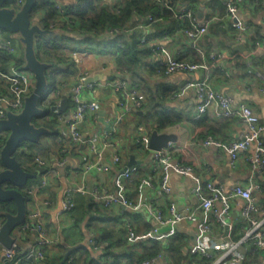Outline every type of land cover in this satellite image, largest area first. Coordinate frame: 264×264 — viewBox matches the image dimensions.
Returning <instances> with one entry per match:
<instances>
[{
	"label": "built area",
	"instance_id": "2783aa9c",
	"mask_svg": "<svg viewBox=\"0 0 264 264\" xmlns=\"http://www.w3.org/2000/svg\"><path fill=\"white\" fill-rule=\"evenodd\" d=\"M105 1L113 2L115 0ZM158 1H164L166 6L171 8L167 0ZM24 3L25 0H14V6L17 9H20ZM224 3L227 8L226 18L230 19L233 27L238 29L239 36L249 37L252 29L239 16L241 0H225ZM55 7L61 12L66 10L59 2L55 3ZM178 13L179 18L189 21L188 27L182 31L183 35L194 41L207 35L211 23L220 19L218 13L212 12L203 19L198 18L197 10L190 3L180 5ZM162 19H156L152 15L147 16L149 23ZM115 33L114 30L110 31L112 35ZM141 41L145 43L147 41L146 37H142ZM257 47L264 49L261 43H257L254 49L257 50ZM0 49L10 55H15L17 51L10 40L0 42ZM153 52L162 53L165 56V61L163 60L162 64L166 68V74L181 72L192 75V78L184 82L180 89L182 91L188 89L195 91L199 100L193 114L196 121H200L206 114L211 117V120L238 118L249 128V132L240 135L237 139L221 141L209 135L201 139V144L205 147L225 150L230 155L234 165L240 159L241 153L253 146V153L247 157V160L255 173L263 175L264 123L248 103L242 102L234 106L233 99L219 92L213 84L215 70L222 55L210 53L209 59L211 62H192L181 60L180 55L173 54L169 49L159 45L154 47ZM81 54V51L78 50L70 52L75 65H82ZM201 54L205 55L203 51H201ZM250 65L254 71L257 70L252 63ZM103 70H107V67H104ZM200 71H203V76L198 79L194 78ZM227 75H230V73L227 72ZM89 78V73L84 70L79 75L76 83H62L61 86L43 96V107H59L61 101L68 97L72 103L71 111L69 110L68 114L61 112L59 109L53 111L59 115L61 120L64 117L68 118L63 134L56 139V144L51 151L53 158H55L52 162H49L47 158L40 154L34 156L33 165H36L38 171H40V180L32 182L31 179L24 188L29 196L27 215L26 220L18 229L20 233L34 232L36 242L33 247L22 252L23 258L17 260L15 258L18 249L17 242L10 248L1 246L0 264H25L23 259L43 261L46 259L47 253L53 257L56 240L48 235L45 215L42 210V205L51 206L53 199L50 197L42 198V196L47 191L50 192L52 179L58 177L59 168L66 164V160L60 159L59 154L62 152L67 153L70 149L85 142L81 127L90 114L93 115L95 120L100 118L102 102L98 98L90 97L88 99L85 96L86 92H90L92 95L97 92V87L89 81ZM35 82L34 74L17 66L14 60L7 68H3L0 63V119L7 118L9 112L17 114L24 109L25 99L33 91ZM108 84L118 94V113L112 119L111 127L106 129L101 147L98 148L92 141V148L88 152L84 151L82 153L81 170L78 172L83 174L84 181L78 185L66 186L63 192V211L71 212L76 208L78 195L87 197L90 203H100L104 208L113 210L120 215L128 209L140 210L142 205L145 204L144 206L151 215L153 226L144 232L138 233L133 226L128 225L126 242L129 246L136 248L142 242L147 246L158 243L164 245L178 234L181 223L187 221L195 226L196 238L192 239L190 237L188 245L185 247L188 259H183L177 264H206L207 260L210 261L209 264H243L248 258L247 254L251 258L260 256L261 259H264V206L258 203L257 196L254 193L255 191L263 193L261 184L257 180H252L247 186L234 184L229 189H225L223 185L204 180L192 166L174 157L173 142H170L168 147L160 150H151L149 145L152 131L145 124L137 126L134 132V144L140 149L152 153L151 173L160 175L159 187L154 183L152 175L145 176L138 184L139 201H132L128 196V181L138 173L139 169L136 165L125 166L117 170L111 187L100 183L96 178L89 179L92 173H102L106 170L108 159L110 160L109 163L115 167L123 162L122 153L118 152L116 138L119 127L128 116L135 115L136 112L141 110L146 102L144 92L137 85L131 84L123 77H117ZM53 101L55 103L50 105ZM2 147L0 145V150ZM111 150L114 151L111 152ZM19 152L20 154L32 153L27 143L22 144ZM172 173L193 180L194 186L191 193L200 202L199 210L187 209L184 211L180 209L177 201L172 197L173 189L169 184ZM157 188L163 194L171 196L167 211L156 205L154 201L143 203L146 190ZM238 200L243 202L240 210L243 223L238 230L239 233L244 231L239 238L234 239L237 230L232 224L231 217ZM215 225H218L223 233L228 230V234L223 235L221 241L210 238ZM89 243L102 252L103 246L100 245L98 236L90 237ZM73 257L68 255L66 259L72 262ZM107 258H110V256L108 255ZM141 264L174 263L165 253L161 252L154 256L144 257Z\"/></svg>",
	"mask_w": 264,
	"mask_h": 264
},
{
	"label": "crops",
	"instance_id": "0c3cea01",
	"mask_svg": "<svg viewBox=\"0 0 264 264\" xmlns=\"http://www.w3.org/2000/svg\"><path fill=\"white\" fill-rule=\"evenodd\" d=\"M62 5H72L76 3V0H58ZM225 1V0H218ZM197 14L198 18L203 19L214 8L212 6V0H198ZM239 16L246 22L251 29H260L264 35V0H241L239 7ZM199 12L203 13V16L199 15ZM224 21L225 18L222 17ZM227 23L232 21L226 18ZM162 22L163 26H166L169 31L164 35L161 34L153 25H140L139 37H146L148 47L154 49L155 46H162L169 49L173 54L180 55L185 58L186 61L198 60L211 62L209 59L210 53L221 54V59L218 62V66L225 67V73L227 75L226 80L222 79L221 75L216 74L213 78V84L215 88L226 94L233 99V105L237 106L242 102L248 103L253 110L264 120V49L258 48L255 50L251 48L249 37L239 36L228 31L226 28L228 24H221L220 29L217 24L210 25L209 32L203 38L194 41L183 35L180 30H172V23L166 21ZM161 28V27H160ZM237 30V29H236ZM228 31V32H227ZM4 40H10L16 47V54L10 58V61H19L23 63L22 68H25V45L21 39L19 33H14L6 30H0V42ZM264 47V42L262 43ZM205 53L201 54V51ZM82 65L73 66L71 74L64 76L59 70L57 73L58 82L65 81L69 84L76 83L79 75L85 70L89 73L90 77L93 78L92 82L97 87V92L92 95L90 92H86V98L95 97L102 102V110L100 111V118L95 120L93 115H89L85 123L81 127L83 134L84 143H81L78 147L70 149L67 153H60L59 158L65 159L66 164L59 168L58 177L52 179L50 184V192L47 191L42 198H52L53 204L49 207L42 205V210L45 215L46 227L48 235L56 240V249L53 252V256H64L62 261H65V256L69 252H76L77 257L81 259V263L84 264L87 250L91 257L96 261L104 259V250L95 249L93 245L89 243V239L92 236L102 235L103 227H111L116 230L119 228L135 225L139 229L140 233L144 232L145 229H150L153 226L151 215L144 206L142 205L140 210H126L134 214L132 218H123L124 222L118 221L115 223L113 216H122L113 210H108L106 214L100 215L99 213L90 214L87 212L86 207L90 204L87 197L78 195L77 206L71 212L63 211V192L68 185H78L84 181L83 174L78 172L81 170V159L82 153L88 152L92 148V141L100 148L102 145V139L105 136V131L112 125V119L118 113V94L108 84L112 81L108 77L114 75L116 72L110 71V67L113 69L112 57L109 54H97L91 51H81ZM262 58V60H261ZM151 63L165 61V56L162 53L153 52L152 57L148 58ZM256 61L258 68L253 72L256 77L250 79L242 77L244 72L237 66L239 62L250 64ZM261 63V64H260ZM107 67V70H103ZM54 71V69H53ZM53 73V72H52ZM54 74V73H53ZM56 74V73H55ZM125 74L123 78L132 82V76L130 73ZM203 71L198 72L194 78H201ZM143 77L148 86L155 92L158 89L161 91L174 90V94L169 97L165 102L162 103L163 107H167L168 110L175 113H182L185 119L177 125L168 127L159 132L174 133L177 135V141L173 142L174 157L181 162L192 166L195 171L200 174L204 180L212 181L215 184H220L229 189L234 184L249 185L252 180H258L264 182V175H258L255 173L247 160V157L253 153V146L247 151H244L240 155V159L237 164H232L230 155L223 149L215 147H205L201 144V139L208 136V123L210 121H216L218 123L224 120H211L209 115H204L200 121H196L193 118L194 110L198 103V97L194 90L188 89L182 91L181 85L192 78V75L188 73H157L154 72L152 75L144 72ZM68 84V83H67ZM55 85V86H56ZM54 86V87H55ZM48 89V88H47ZM52 91L46 90V93ZM72 103L68 111H71ZM140 115L144 114L143 110H140ZM67 117L62 119L63 126L67 122ZM228 131L225 135V141H231L237 139L240 135L249 132V128L238 118H231ZM139 118L136 115L128 116L127 119L119 127L118 134L116 135L118 143V152L122 153L123 162L118 164L116 167L109 163L107 160V168L102 173L95 172L90 175L89 179L96 178L100 183L111 187L113 184V178L117 170L122 167L129 166V164L136 165L138 169L141 168L142 177L145 175H152L154 183L159 187L160 175L158 173H151V167L153 165V156L149 151L148 153H140V151L134 152L132 150L134 145V132L139 125ZM151 131L153 129L151 128ZM52 142V140L50 141ZM136 150V149H135ZM114 150H111L113 152ZM50 151L42 154L50 162L54 160ZM36 170V169H35ZM139 172V171H138ZM137 174V173H136ZM37 175V174H36ZM134 177V175H133ZM133 177L128 181V196L129 198L137 202L138 197V184L134 183ZM88 179V180H89ZM142 179V178H141ZM40 176H36L32 179V182H38ZM169 184L173 189L174 199L177 201L180 209L186 211L187 209L199 210L200 202L193 196L191 190L194 186V182L191 178L182 176L176 173H172L170 176ZM264 190V186H263ZM171 196L165 195L159 188L147 189L143 203H154L161 206L164 211H167ZM258 203L264 206V191L257 197ZM41 202V201H40ZM243 205L241 200H238V204L235 205L231 221L235 230H237L234 239L239 238L243 231L239 233L242 226V220L240 217V210ZM215 223V222H214ZM134 227V229H135ZM136 230V229H135ZM180 230L187 232L192 239L196 238L195 226L187 221H183L180 225ZM115 237L117 233H112ZM224 233L220 230L218 225L214 226V232L210 238L215 241H221ZM13 236L16 238V242L21 244L24 249L31 248L36 242V235L34 232L20 233L17 228ZM3 246L0 241V247ZM70 254V253H69ZM43 264V263H39Z\"/></svg>",
	"mask_w": 264,
	"mask_h": 264
},
{
	"label": "trees",
	"instance_id": "16d2710c",
	"mask_svg": "<svg viewBox=\"0 0 264 264\" xmlns=\"http://www.w3.org/2000/svg\"><path fill=\"white\" fill-rule=\"evenodd\" d=\"M171 8H168L164 1L158 0H115L113 2H106L105 0H76V3L72 5H63L66 9L61 12L55 7V3L58 0H38L32 13L31 18L34 22L40 24L43 29L56 30L55 34L37 35L38 41L36 42V53L38 59L43 62L50 64V69L47 70L48 76V91H53L57 87L61 86L63 82H58L57 73L60 70L64 76L71 74L74 61L71 59L70 52L72 50L78 51H91L97 54H109L112 57V66L110 71H118L120 73H130L132 76L131 84L137 85L142 92L146 95V102L141 110L144 111L143 115H140V110L135 113L139 118V124H145L150 129L161 131L168 127L180 124L185 116L182 113H175L163 107L161 105L164 100H167L174 94V90H163L158 89L153 91L145 82L143 77L144 72L152 75L154 72L165 73L166 68L161 62L155 64L151 63L148 58L152 57L153 49L148 47L147 41L143 43L139 37L140 30L138 27L142 24H151L155 26L161 34L168 33L166 26L162 28V22L166 21L172 23V30H180L181 32L188 27L189 21L178 17V8L184 3H190L194 9L197 10L198 0H167ZM212 6L214 10L212 13H218L220 19L211 23L217 24L220 28L221 24H228L227 30L237 33L233 25L226 20L227 8L224 1L212 0ZM152 15L157 20L156 22L149 23L147 16ZM222 17L225 20H222ZM141 25V26H142ZM161 27V28H160ZM211 27V26H210ZM209 27V28H210ZM222 29V28H220ZM114 30V35L110 34V31ZM7 31V30H6ZM227 31V32H228ZM249 41L251 48H255L257 43L264 42V35L260 29H252ZM13 55L8 54L6 51L0 49V63L3 68H7ZM181 60L185 58L181 57ZM262 60V58H261ZM192 62H198V60H191ZM264 63V61H261ZM17 66H23L22 62L17 61ZM252 64L258 68L257 62L254 61ZM261 64V63H260ZM237 66L244 72L242 77L254 78L256 75L251 65L246 63L237 64ZM76 67V66H75ZM54 69V71H53ZM217 72L221 75L222 79H227L225 67L217 66ZM54 74H53V73ZM56 73V74H55ZM216 74V72H215ZM215 77V76H214ZM69 84V82L66 81ZM56 85V86H55ZM55 86V87H54ZM55 103L51 102L50 105ZM46 112L35 119V123L38 126H44L50 130L48 134L43 135L38 142H30L28 148L32 152L31 154H21L19 161L24 168L34 174L38 171L36 165H28L29 160H33L34 156L40 154L43 156L42 151L49 153L56 144V139L63 134L64 126L59 115L51 111V107H45ZM264 123V120H262ZM230 119L224 120L223 122L210 121L208 123V134L216 139L225 141V135L228 131ZM54 138L55 141L44 142L43 137ZM8 134H0V145L3 146ZM264 138V136H263ZM135 145V144H134ZM60 149V147H59ZM136 149V150H135ZM134 152L140 151L148 153L147 150H142L138 146H133ZM145 155V154H144ZM22 159H26L25 164ZM50 162V161H49ZM36 169V170H35ZM139 172L134 175V183L139 182L143 175L141 168ZM264 175V174H263ZM144 176L145 173H144ZM258 181V180H257ZM261 186H264L263 181H258ZM263 189V188H262ZM264 191V190H263ZM257 197L262 193L255 191ZM26 195V202L29 200V196ZM87 212L90 214L99 213L100 215L106 214L108 209L104 208L100 203H90L86 207ZM110 211V210H109ZM16 212V206L13 202H1L0 201V225L6 219V214ZM134 214L129 211H125L122 216H113L115 223L123 221V218H132ZM124 225L126 224L123 221ZM135 227V225L131 224ZM136 232L140 233L139 229L135 227ZM148 230V227L147 229ZM102 235L98 236L99 243L103 246L104 259L99 261L94 260L90 253L85 250L86 258L84 264H141L144 257L154 256L158 253H165L166 256L177 264L183 259H188L185 253V247L188 245L190 235L179 230L178 234L170 239L166 244H153L150 246L145 245L144 242L139 243L138 247L134 248L129 246L126 242L127 226L116 230L111 227H103ZM112 233H117L115 237ZM1 248V247H0ZM28 249V248H27ZM25 249L21 244L18 243V249L16 254V260L23 258L22 252ZM72 255L73 261L69 262V259H64V256L51 257L49 253L46 255V259L43 261L25 260V264H82L80 257H77L76 252H70L69 256ZM110 258H107V256ZM248 258L243 264H264V259L260 256L253 257L247 254ZM210 261H206L209 264Z\"/></svg>",
	"mask_w": 264,
	"mask_h": 264
},
{
	"label": "water",
	"instance_id": "95a60500",
	"mask_svg": "<svg viewBox=\"0 0 264 264\" xmlns=\"http://www.w3.org/2000/svg\"><path fill=\"white\" fill-rule=\"evenodd\" d=\"M37 1L25 0L24 5L17 9L14 6V0H0V30L21 35L25 45V69L31 71L36 79L33 91L25 99L24 109L17 114L9 112L7 118L0 119V129L8 132V137L0 150V201L13 202L16 206V212H8L0 227V241L6 248L12 247L16 242L13 233L26 220L27 202L24 188L31 179L36 177V174L26 170L19 161L17 157L19 149L26 142H38L43 135L50 132L48 128L38 126L34 122L46 112L42 102L48 87L47 70L50 69V64L38 59L36 42L38 41L37 35L55 34L58 29H43L39 23L32 20L31 13ZM199 15L203 16V13L199 12ZM124 76L125 74L116 73L108 78L114 80ZM89 81H93V78L90 77ZM69 106L70 100L65 97L61 105L52 106L51 111L59 109L68 114ZM177 139L174 133L153 130L149 147L151 150H160L168 147L170 142H175ZM227 234L228 230L224 235Z\"/></svg>",
	"mask_w": 264,
	"mask_h": 264
},
{
	"label": "rangeland",
	"instance_id": "374dc122",
	"mask_svg": "<svg viewBox=\"0 0 264 264\" xmlns=\"http://www.w3.org/2000/svg\"><path fill=\"white\" fill-rule=\"evenodd\" d=\"M0 134H8V132L6 131V130H4V129H0ZM43 139V141L44 142H49V141H51V140H53V141H55V139L54 138H51V137H43L42 138ZM27 144H29L30 142H26ZM17 155V154H16ZM22 155L20 154V152H18V155H17V157H18V159H19V157H21ZM22 161L25 163V164H27L26 163V159H22ZM28 165H33V160L31 161V160H29L28 161ZM18 244V243H17Z\"/></svg>",
	"mask_w": 264,
	"mask_h": 264
}]
</instances>
